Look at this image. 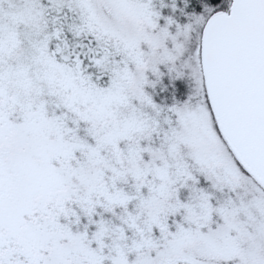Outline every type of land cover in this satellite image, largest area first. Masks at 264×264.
Returning a JSON list of instances; mask_svg holds the SVG:
<instances>
[{
	"label": "snow or ice",
	"instance_id": "snow-or-ice-1",
	"mask_svg": "<svg viewBox=\"0 0 264 264\" xmlns=\"http://www.w3.org/2000/svg\"><path fill=\"white\" fill-rule=\"evenodd\" d=\"M0 264H264V0H0Z\"/></svg>",
	"mask_w": 264,
	"mask_h": 264
}]
</instances>
